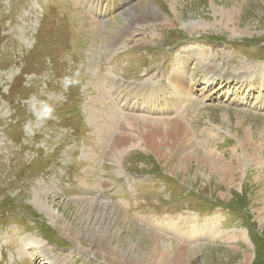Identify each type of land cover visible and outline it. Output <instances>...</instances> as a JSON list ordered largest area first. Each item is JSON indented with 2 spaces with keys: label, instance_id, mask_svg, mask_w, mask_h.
Returning a JSON list of instances; mask_svg holds the SVG:
<instances>
[{
  "label": "rangeland",
  "instance_id": "obj_1",
  "mask_svg": "<svg viewBox=\"0 0 264 264\" xmlns=\"http://www.w3.org/2000/svg\"><path fill=\"white\" fill-rule=\"evenodd\" d=\"M119 1L114 30L128 19L138 31L108 50L104 20L82 1L0 0V264H125L85 224L91 201L184 248L186 264H264V0H146L148 21L145 2L136 17ZM77 70L80 84L63 91ZM109 87L124 119L105 113ZM145 92L171 97L183 124L168 133L167 162L140 137L136 115L166 116L140 111ZM35 99L55 116L25 132ZM184 150L205 157L174 174Z\"/></svg>",
  "mask_w": 264,
  "mask_h": 264
},
{
  "label": "bare ground",
  "instance_id": "obj_2",
  "mask_svg": "<svg viewBox=\"0 0 264 264\" xmlns=\"http://www.w3.org/2000/svg\"><path fill=\"white\" fill-rule=\"evenodd\" d=\"M79 1H82V3L86 5V7L91 11L92 14L97 15L99 18H102L104 20L103 23H101L100 25L98 23V25L95 28H96V30H98L100 32V34L102 32V35L104 37L105 42H107V41L109 42V43L107 42L108 43V47H107L108 50L109 49L111 50V48H115L118 44H120L121 40L125 39L124 36H125L126 32L129 30L128 28H130L129 26L131 25L132 21H129L128 19H124L123 22L121 23V25H123V27H121L120 30H114L116 25L108 19L110 16H112V13L115 11L114 8L117 6L116 0H79ZM126 1L127 2L129 1L130 4L132 5L127 9V10H130L129 13L131 16H134L137 14V13H135L136 11L132 10L131 8L134 7L133 9H135V8L137 9L138 7H135V6H142V4L144 2L145 3L143 5L148 6V9L151 10L153 13H151L148 9L145 10V11H148L146 13L141 12L143 15L142 17H144L143 19L145 21H148L149 19L156 16L155 8L153 6H151L150 4H147L148 2L146 3V0H126ZM135 1H137L139 3V5H136V4L133 5L135 3ZM129 2H128V4H129ZM121 5L124 6V10H125V7L127 5L122 3V2L120 3V6ZM113 14H115V13H113ZM137 16L138 15H136V17ZM129 31L131 33V32H137L138 30L133 31V29H132ZM181 77H182V79L181 80L177 79V82H179L180 84H182L184 86L187 85L186 77L185 76H181ZM228 84H230V83H228ZM160 87H162L161 84H160ZM125 88L128 89V87H125ZM163 90H165V89H163ZM112 93L115 95V87H111L110 90H108V96H109V94H112ZM151 94L152 93H148V92L147 93L145 92L143 94L141 93L140 99L144 100L145 103H144V106L140 107L141 108L140 111H142V109H143L148 114H158V113L161 114L162 113L166 116H163L164 119H160V118L156 119V118L151 117V116H148V117L143 116L142 117L141 115H138V116L136 115L135 118L139 122L143 120L142 123L144 126L142 125V132L140 134V137L142 135L144 137H146L148 145L150 147H152L153 150L155 151V153H157L159 155V157H160L159 159L167 162L170 158L173 159V157H174L173 151L175 150V147L173 146V148H172V144L169 143L171 139H170V134H168V133H170L172 131L173 134L178 135L179 133H181V130L183 128V124H182V121H180L178 117L174 118V119H172V117H169V114H171L174 111V109L172 108L173 102H172V100H170L171 97L167 96L166 93L163 95H155V96H151ZM114 95H112V97L111 96H109V97L111 100L115 101V102L113 101V103L115 104V107H113L111 105L109 110H107L105 113H107L108 116L113 118V119H117V118H118V120H119V118L124 119V117H125L124 113L123 114L121 113V112H123L122 111L123 109L121 110L119 108L122 106L120 105L118 98L116 96L114 97ZM179 95H180V99H177V107L179 106V104H181L182 102H184L187 99V93H185V90L181 91V93ZM135 97H136V95H135ZM115 98H117V100ZM121 98H123L122 95H121ZM122 103H123V101H122ZM132 103H135V102H132ZM123 104H124L123 106H127V108L131 109L130 104H127V103H123ZM121 124L118 123L116 128L120 127V129H121V127L123 128V125L126 126V123L123 124L121 122ZM106 127L108 128V126H106ZM164 127H167V129L164 130ZM163 131H164V133L161 134ZM182 132H184V131L182 130ZM138 137H139V135L135 138L134 141H133V139L131 141H133L134 144L138 143V145H139V142H140L139 138L140 137L139 138ZM141 142H144V140H141ZM245 143L250 144V138L249 137H247L245 139ZM185 152H183V154L177 158V163L171 167L173 169V171L175 172L174 174H180L181 175L183 173V171L185 170V166L187 167V165L190 163V161L197 159L198 157H203V158L205 157L201 153H196L194 151L191 152L189 150L188 152H186V153ZM198 165L202 166L201 169L202 168L210 169V164L207 161H202L201 163L198 162ZM178 168H180V169H178ZM262 191L264 193V189ZM84 205H85V203H84ZM86 208L89 211V213H88V216L86 217V223L85 224H87L89 229H91L95 233H100V235L97 238L98 241L96 240L97 243L104 244L105 248L109 249V251L113 255L114 254L119 255L122 258V260L125 262V264H186V258H185L186 251L184 250V248L182 249L181 247H178L177 245H175L172 241L165 240L162 237L158 236L157 234H153L154 232H152V233L151 232H147V233L141 232V229L137 225L128 221V219L125 218L124 216H122V214L113 205H110L109 203L104 204L102 202L94 203L91 201V202H88ZM117 224H119L118 227H117ZM114 226L117 228L115 231L112 230ZM127 227H129V229L133 230V234L135 233V235H136V233L139 232L144 236L143 244L141 243V241L139 244H136V243H134V240H133V242H130L129 244H127V245L125 244L123 246L122 243H124V241H126V239H124V237L122 235V229L127 228ZM135 230H138V232H134ZM104 238H105V240H104ZM109 238H111V241H114L115 243H113V244H111L112 242L108 243ZM128 240H132V239L128 238ZM126 242H128V241H126ZM105 252L107 253L108 251H105ZM99 254L103 257H107V255L105 253L104 254L99 253ZM111 260H113V259L111 258Z\"/></svg>",
  "mask_w": 264,
  "mask_h": 264
},
{
  "label": "clouds",
  "instance_id": "obj_3",
  "mask_svg": "<svg viewBox=\"0 0 264 264\" xmlns=\"http://www.w3.org/2000/svg\"><path fill=\"white\" fill-rule=\"evenodd\" d=\"M80 72L72 71L70 74L62 76L59 80L60 87L63 91H68L70 88L80 84ZM28 109L32 115V120H28L24 124L25 132L30 130V125H40L48 120L54 119L55 108L48 102L47 99H35L34 102L28 105Z\"/></svg>",
  "mask_w": 264,
  "mask_h": 264
}]
</instances>
